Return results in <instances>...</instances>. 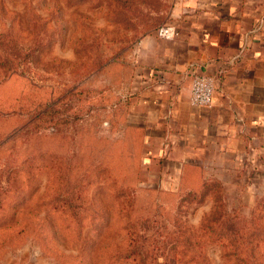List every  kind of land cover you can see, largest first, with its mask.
<instances>
[{"label":"rangeland","instance_id":"1","mask_svg":"<svg viewBox=\"0 0 264 264\" xmlns=\"http://www.w3.org/2000/svg\"><path fill=\"white\" fill-rule=\"evenodd\" d=\"M179 1L0 0V264H264V142L148 149L137 61Z\"/></svg>","mask_w":264,"mask_h":264},{"label":"crops","instance_id":"2","mask_svg":"<svg viewBox=\"0 0 264 264\" xmlns=\"http://www.w3.org/2000/svg\"><path fill=\"white\" fill-rule=\"evenodd\" d=\"M170 23L174 37H147L137 61L148 149L180 169L224 167L264 142V0H180ZM194 73L214 78L209 107L190 103Z\"/></svg>","mask_w":264,"mask_h":264},{"label":"built area","instance_id":"3","mask_svg":"<svg viewBox=\"0 0 264 264\" xmlns=\"http://www.w3.org/2000/svg\"><path fill=\"white\" fill-rule=\"evenodd\" d=\"M161 39H172L175 28L171 23L164 24L156 30ZM214 78L209 75L194 73L190 85V103L195 106L209 107L214 94Z\"/></svg>","mask_w":264,"mask_h":264},{"label":"trees","instance_id":"4","mask_svg":"<svg viewBox=\"0 0 264 264\" xmlns=\"http://www.w3.org/2000/svg\"><path fill=\"white\" fill-rule=\"evenodd\" d=\"M1 57H3L4 58V61H6L5 64H8L9 63L7 56H4V55L0 56V62H1ZM14 71H16V70H14ZM129 253H131V254H126V256H130V255H132L134 253H138V252L135 251V252L132 253L130 251Z\"/></svg>","mask_w":264,"mask_h":264}]
</instances>
